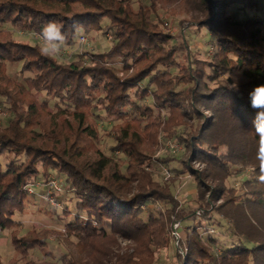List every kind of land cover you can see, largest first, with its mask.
<instances>
[{
    "label": "trees",
    "instance_id": "trees-1",
    "mask_svg": "<svg viewBox=\"0 0 264 264\" xmlns=\"http://www.w3.org/2000/svg\"><path fill=\"white\" fill-rule=\"evenodd\" d=\"M195 2L201 18L193 23L207 28L216 37L212 61L192 55L187 41L174 42L175 36L151 19L154 0L150 9L138 10L130 0H0V25L11 23L38 34L49 21H56L66 33L63 43L69 45L76 41L81 30H102L103 19H107L106 29L113 37L106 51L88 53V60L60 62L53 54L43 55L40 43L17 40L11 30L0 28V81L11 82L5 71L7 62L20 64L21 73H30L24 82H15L13 89L0 82V96L12 113L6 126L0 123V158L12 154L6 164L0 159L1 230L18 224L13 216L25 208L27 187L35 184L33 180L40 174L47 176L50 168L64 174L66 184L78 195L79 212L64 230L78 238L85 264L97 263L107 256L111 251L109 242L119 235L134 242V251L117 252L121 261L114 264L122 261L132 264L136 262L134 257L140 264H151L152 246L170 243L171 214L178 215L181 221L203 220L208 224L214 218L212 199L228 193L227 201L234 203L236 199L230 193L235 190H227L224 185L230 175L229 151L220 152L223 139L207 132L202 124L178 137L188 159L201 161L211 170L203 175L191 169L196 175L198 194L203 195L206 186L211 198L200 203L199 215L194 210L179 214V201L170 183L155 180L154 172L145 169L150 152L144 144L145 137L140 142L135 133L136 138L127 140L125 129L116 132L115 146L128 159L126 173L118 169L106 173L110 159L104 155L92 160L81 157L89 144L87 139L97 137V128L85 121L98 106L107 116L125 118L122 126L134 124L145 115L152 117L154 108H167L170 114L164 129L171 136L175 126L186 124V116L197 115L200 107H204L236 123L264 151V133H257L254 123L258 108L253 106L250 96L257 86L264 85V17L252 16L258 12L261 1ZM230 4L239 5L247 17L242 21L234 19L227 13ZM74 24L80 26L76 31ZM115 58L121 59L123 74L110 62ZM206 62L212 73L205 69ZM224 73L229 76L226 83L208 85L207 76L217 78ZM34 91L56 98V112L52 113L48 100L40 101ZM147 95L153 105L144 106L136 99ZM61 103L73 106L70 114L76 126ZM44 112L48 118L43 117ZM22 155L25 158L19 161ZM153 160L150 158L148 164ZM216 169L224 174H217ZM254 170L253 179L245 181L248 194L245 201L264 217V161L256 164ZM208 177L216 182L214 187L207 183ZM134 185L135 191L131 190ZM157 201L169 207L156 213L151 204ZM252 236L253 231H248L246 240L234 244L229 240L221 242L213 236L205 238L193 225L187 229L185 244L179 245H185V254L174 246L177 264H264V239L253 241ZM11 242L23 254L46 245L44 234L35 231L22 236L13 232ZM214 245L222 250L219 257L213 254ZM63 258L64 264H80L72 251L64 253ZM25 264L41 263L30 260Z\"/></svg>",
    "mask_w": 264,
    "mask_h": 264
},
{
    "label": "rangeland",
    "instance_id": "rangeland-1",
    "mask_svg": "<svg viewBox=\"0 0 264 264\" xmlns=\"http://www.w3.org/2000/svg\"><path fill=\"white\" fill-rule=\"evenodd\" d=\"M196 0H154L155 9L152 13V20L158 23L163 31L171 33L175 36L174 42L187 41V45L191 50L192 55L202 59L212 61L216 47V37L205 27H196L193 23L201 18V12L197 6ZM260 8L258 12H254L252 16L264 17V0H260ZM134 9L140 7L150 9L151 0H130ZM229 13L234 19L242 21L247 17V13L240 9L237 4H230L227 7ZM249 15V14H248ZM107 19H103V29L99 31H83L81 30L76 41L73 44H62L59 51L53 55L60 62H70L73 60L83 59L88 60V53L106 51L112 43V33L106 29ZM0 28H6L12 31L17 40H24L31 44L40 43L41 40L35 32H27L13 26L11 23L0 25ZM219 31H224L219 28ZM87 37L86 42L80 41V36ZM52 43H55L53 41ZM186 52V51H185ZM183 61V58H181ZM113 66L118 69L120 74H123V63L120 58L110 60ZM206 62L204 67L208 73H212V68ZM203 66V64H202ZM20 64L6 63V73L11 79V82L3 81L2 84H7L10 89H13L15 82H24V77L30 73L19 72ZM174 71H177L175 69ZM228 74L224 73L217 78L205 79L209 86L216 87L220 83H226ZM2 79V78H1ZM11 83V84H9ZM228 85H232L228 83ZM150 89L152 86H149ZM35 96L42 101L47 99L49 102L50 111L56 112L57 100L54 97H48L44 93L34 91ZM134 94V92H133ZM137 101L145 105H153L152 98L147 95L142 98H136ZM61 106L68 109L66 116L77 125L70 111L73 106H68L61 103ZM130 110V108H128ZM169 109L154 108L152 117L143 116L138 122L130 125H124L125 118L110 117L104 113L101 107H97L93 114L86 118V125L90 124L97 128V137L87 139L88 146L84 149L82 158L95 159L104 155L110 159L106 173L113 172L118 169L122 173H126L128 159L122 151L116 148L115 134L120 129H125L127 132V140L139 137L140 142L149 146L150 149L145 161V169L153 171V178L159 182L170 183L173 193L179 201V214L188 213L191 210L195 211L196 215L201 213L200 203L206 202L209 199V189L203 186V195L198 194V184L196 175L191 172H199L208 174L211 170L201 161L188 159V154L185 152V147L179 140L180 134H185L197 125H204L207 132L213 136L219 135L224 143L220 147V152L230 154L231 162L230 175L224 180V185L227 190L234 189V203L228 202V193L224 196L217 197L211 200L213 207L214 218L210 223L203 220H196L193 223L191 220L181 221L178 215L171 214L169 224L170 243L161 247L152 246L154 250V260L151 264H177L175 257L174 246L181 249L185 254V244L187 229L196 225L199 231L205 238L211 236L218 238L221 242L229 240L238 243L239 240H246V233L253 231V241L264 239V217L263 215L247 201L248 196L247 179H253L255 175L254 166L264 161V151L262 148L255 145L251 138L240 130L236 123L230 122L204 107H200L199 114L188 115L184 118L185 125L174 127V136L164 129L165 120L169 115ZM12 113L8 110V105L4 98L0 96V123L4 127L8 124ZM133 113L131 112L130 117ZM44 118H48L47 112L43 113ZM149 128V129H148ZM135 133L136 136L135 137ZM155 135V136H153ZM152 136V138H151ZM154 139V142L152 140ZM12 154L7 153L1 156L4 164L8 162ZM22 155L18 160H24ZM154 159L153 163L148 164L149 159ZM168 159V160H165ZM191 160V161H190ZM217 174L224 173L216 169ZM54 178L62 184L63 190L60 192L52 191L49 193V186L46 185L48 179ZM174 178V180H172ZM66 176L56 169L50 168L47 176L40 174L34 181L33 192L28 189V197L25 200V208L22 212H16L13 218L18 224L11 227L0 229V258L1 264H25V262L33 260L41 264H64L63 255L72 251L76 257L80 259V264H85L82 260L85 253L81 250V245L78 244V238L73 235H68L64 228L65 225L73 220L79 212L76 207L78 195L65 182ZM207 183L210 187H214L216 182L212 177H208ZM45 183V184H44ZM131 190H136V186H132ZM152 210L158 213L165 211L169 204L163 202H152ZM147 210V205L143 206ZM181 212V213H180ZM177 225V227H176ZM176 227V228H175ZM110 229H108L109 231ZM177 230V234L174 232ZM29 231L38 234H44L46 245L44 247H35L30 249L26 254L16 251L12 242L11 236L16 232L18 236L27 234ZM260 236V237H259ZM110 253L104 256L101 261L93 264H114L121 260L117 258L118 254L131 253L134 251V242L126 236L119 235L118 238L110 241ZM214 245L213 254L219 257L222 253L220 246ZM136 262L132 264H140L137 258H133ZM120 264H126L124 261Z\"/></svg>",
    "mask_w": 264,
    "mask_h": 264
},
{
    "label": "clouds",
    "instance_id": "clouds-1",
    "mask_svg": "<svg viewBox=\"0 0 264 264\" xmlns=\"http://www.w3.org/2000/svg\"><path fill=\"white\" fill-rule=\"evenodd\" d=\"M78 24L73 25V30L79 29ZM37 37L41 40L40 50L43 55H52L57 53L66 39V33L62 24L56 21H49L45 24ZM55 41V43H52ZM254 107L258 108L255 128L257 133H264V85L257 86L252 93H250ZM264 138V137H262Z\"/></svg>",
    "mask_w": 264,
    "mask_h": 264
},
{
    "label": "built area",
    "instance_id": "built-area-1",
    "mask_svg": "<svg viewBox=\"0 0 264 264\" xmlns=\"http://www.w3.org/2000/svg\"><path fill=\"white\" fill-rule=\"evenodd\" d=\"M80 41L81 42H86L87 41V37L84 36V35H81L80 36ZM45 184V183H44ZM46 185L49 186V193L52 192L53 190L56 191V192H60L63 190V187H62V184L60 182H58L56 179L54 178H50L47 182H46ZM33 187H34V184L32 185H29L27 187V189L31 192H33ZM177 227V225H176ZM175 227V228H176ZM176 234H177V230L174 231Z\"/></svg>",
    "mask_w": 264,
    "mask_h": 264
}]
</instances>
